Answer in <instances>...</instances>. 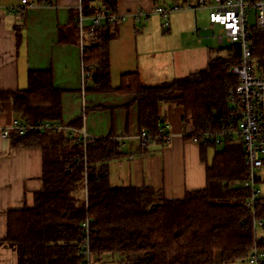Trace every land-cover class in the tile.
I'll use <instances>...</instances> for the list:
<instances>
[{
    "label": "trees",
    "instance_id": "16d2710c",
    "mask_svg": "<svg viewBox=\"0 0 264 264\" xmlns=\"http://www.w3.org/2000/svg\"><path fill=\"white\" fill-rule=\"evenodd\" d=\"M98 15L101 25L94 28L92 19ZM115 15L117 0H80L79 7L70 10L68 24L58 29V41L80 46L78 20L82 19L88 79L96 91L134 96L139 131L147 134L145 145L167 141L158 132L165 125L159 113L162 104L181 108L183 128L221 132L236 126L237 110L228 93L238 84L231 69L241 57L239 44L207 48L206 66L199 71L156 85L144 84L137 72L128 73L112 89L108 44L118 35L120 19L111 21ZM249 42L253 73L264 77V31L249 27ZM27 80L24 90L0 91V105L11 102L17 118L26 124L52 122L63 129H28L23 134L11 130L8 135L10 149L37 147L43 154L41 189L33 193L31 205L7 214L2 241L14 247L17 264H85L86 239L91 253L128 256L117 264H213L216 253L226 264L246 260L253 246V229L240 186L247 174L241 141L224 139L219 150L213 143L200 145L206 186L187 191L181 199H166L160 190L148 186L114 187L108 181V164L121 156L120 142L113 138L76 141L78 134L69 128L79 129L82 119L63 121L62 91L54 87L51 71H29ZM257 183L261 195L254 217L264 223V169ZM256 245L264 254V236L257 237Z\"/></svg>",
    "mask_w": 264,
    "mask_h": 264
},
{
    "label": "crops",
    "instance_id": "0c3cea01",
    "mask_svg": "<svg viewBox=\"0 0 264 264\" xmlns=\"http://www.w3.org/2000/svg\"><path fill=\"white\" fill-rule=\"evenodd\" d=\"M79 5L80 0H27V4L0 0V91L26 89L29 71H51L54 87L62 91L63 121L81 117V127L75 129L79 137L120 142L121 156L108 164L111 186H148L166 199H181L187 191L204 189L206 168L200 145L184 136L180 107L160 105L170 137L143 146L133 95L96 91L89 79L82 89L80 48L58 41V29L68 24L70 10ZM162 5L154 0H117V15L125 19L119 21L118 35L108 44L112 89L124 74L137 72L144 84L156 85L188 74L201 61L199 48L205 40H198L196 20L191 25L189 16H174L167 29H153L146 22L137 26L136 16L139 21L148 18ZM0 109L1 133L17 116L11 102L1 103ZM42 157L37 147L10 149L0 134V264H17L14 247L2 241L7 214L31 205L33 193L41 189Z\"/></svg>",
    "mask_w": 264,
    "mask_h": 264
},
{
    "label": "built area",
    "instance_id": "2783aa9c",
    "mask_svg": "<svg viewBox=\"0 0 264 264\" xmlns=\"http://www.w3.org/2000/svg\"><path fill=\"white\" fill-rule=\"evenodd\" d=\"M27 4V0H22ZM208 10L207 26L203 30L196 27L194 31L198 35V40H213L217 46L225 44H239L241 48V57L238 64L234 65L231 73L237 77L238 84L228 93L229 101L237 110V124L221 132H211L209 129L193 128L188 126L184 128L183 134L193 143L206 145L213 143L222 145L224 139L234 138L242 142L245 153V164L247 174L241 181V187L246 193L245 207L251 214V225L253 229V246L247 255L243 264H260L263 258V252L256 245L257 227L264 228V223L254 217V210L257 199L261 195V189L257 183V177L264 169V77L256 76L253 73L251 60V46L249 42V27L253 30L264 31V0H197L185 4H166L154 8V12L161 17V26L164 29L169 27V16L182 9ZM255 10V24H248L247 11ZM122 20L121 16L115 15V19ZM138 20L139 17L136 16ZM102 16L98 15L92 19L94 28L101 25ZM80 31V56H81V82L82 89L85 88V82L89 78V73L83 65V47H82V19L78 20ZM28 129L42 130H61L62 126L52 122H39L34 125L26 124L18 118L13 120L9 127L1 130V137L7 140L11 130H18L21 134ZM71 132H76L69 128ZM158 132L163 134L168 140L170 135L167 132V126L158 128ZM138 137L142 145H145L147 134L145 130H140ZM87 140L85 134L77 138L76 141L83 142ZM85 229V235L88 236V220L82 223ZM82 258L85 264L91 263V251L88 240L83 243Z\"/></svg>",
    "mask_w": 264,
    "mask_h": 264
},
{
    "label": "rangeland",
    "instance_id": "374dc122",
    "mask_svg": "<svg viewBox=\"0 0 264 264\" xmlns=\"http://www.w3.org/2000/svg\"><path fill=\"white\" fill-rule=\"evenodd\" d=\"M166 5V4H164ZM189 16L190 20H191V25H193L194 21L196 20L197 26L199 29L203 30L205 26H207V22H208V10L200 8L196 10V13L194 14L192 10H186V9H182L179 10L177 12L172 13L169 16V23L170 20L172 18H174V16ZM247 15H248V24L249 25H253L255 24V10L254 9H249L247 11ZM125 18H122L121 23L123 22ZM140 22V23H139ZM144 22H146L147 24H150V28H161L162 26L161 24V17L159 15H157L154 11H152V13L150 15H148V18H146L145 16L142 17V19H139L136 21V23L138 24L137 26L140 28L142 26V24H144ZM216 44L213 40H209L208 42L203 41V44H201V48H199L201 50V61L197 62L193 68H191L192 72L195 71H199L201 69H203L205 67V62H206V46L208 47H214ZM189 71L187 73H189ZM220 148H222V145H218L217 149L219 150ZM212 155V151L208 152V160H210ZM257 235L258 236H264V228L258 226L257 227ZM129 255V254H128ZM134 254H130L131 257H133ZM128 256L124 253H111V252H102V253H92L91 254V263L92 264H117L119 260L122 259H126ZM213 264H226L221 260V255L220 253H216L215 255V260ZM231 264H243L240 261H236L234 263Z\"/></svg>",
    "mask_w": 264,
    "mask_h": 264
}]
</instances>
